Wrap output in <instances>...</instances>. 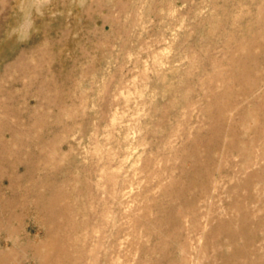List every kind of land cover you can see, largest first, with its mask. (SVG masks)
<instances>
[{
  "label": "rangeland",
  "instance_id": "374dc122",
  "mask_svg": "<svg viewBox=\"0 0 264 264\" xmlns=\"http://www.w3.org/2000/svg\"><path fill=\"white\" fill-rule=\"evenodd\" d=\"M0 264H264V0H0Z\"/></svg>",
  "mask_w": 264,
  "mask_h": 264
},
{
  "label": "bare ground",
  "instance_id": "6f19581e",
  "mask_svg": "<svg viewBox=\"0 0 264 264\" xmlns=\"http://www.w3.org/2000/svg\"><path fill=\"white\" fill-rule=\"evenodd\" d=\"M37 185V184H36ZM9 208V207H8Z\"/></svg>",
  "mask_w": 264,
  "mask_h": 264
}]
</instances>
